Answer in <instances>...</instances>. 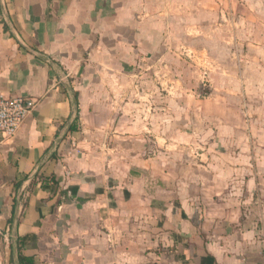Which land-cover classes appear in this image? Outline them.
<instances>
[{"label":"crops","instance_id":"crops-1","mask_svg":"<svg viewBox=\"0 0 264 264\" xmlns=\"http://www.w3.org/2000/svg\"><path fill=\"white\" fill-rule=\"evenodd\" d=\"M185 3L196 12L190 0H0V95L39 100L0 135V264H19L18 241L34 264H264V197L237 191H264V176L203 164L195 137L171 141L165 104L145 105L161 123L137 116V54Z\"/></svg>","mask_w":264,"mask_h":264},{"label":"rangeland","instance_id":"rangeland-1","mask_svg":"<svg viewBox=\"0 0 264 264\" xmlns=\"http://www.w3.org/2000/svg\"><path fill=\"white\" fill-rule=\"evenodd\" d=\"M190 4L196 12L178 6L179 23L166 16L165 31H156L149 50L137 54L136 101L144 104L138 119L161 123L145 105L165 104L162 128L171 141L188 147L195 137L196 149L207 155L203 164L222 169L249 162L253 175L264 176V0ZM190 13L191 28L183 21ZM237 191L242 198L247 193L245 202L263 203L260 185L252 195L245 186Z\"/></svg>","mask_w":264,"mask_h":264},{"label":"built area","instance_id":"built-area-1","mask_svg":"<svg viewBox=\"0 0 264 264\" xmlns=\"http://www.w3.org/2000/svg\"><path fill=\"white\" fill-rule=\"evenodd\" d=\"M39 100L34 97L0 95V135L12 138L34 111Z\"/></svg>","mask_w":264,"mask_h":264},{"label":"trees","instance_id":"trees-1","mask_svg":"<svg viewBox=\"0 0 264 264\" xmlns=\"http://www.w3.org/2000/svg\"><path fill=\"white\" fill-rule=\"evenodd\" d=\"M77 97V96H76ZM80 119L79 114H77V117L74 121V123L71 125L70 130L71 131H77L78 130V121ZM39 180H41V185L43 188H47L50 187L51 189H53L55 191L56 187L59 186L57 179L54 176L51 177H44L41 176L39 178ZM21 185V182L16 183V189ZM19 244V250H18V259H19V264H34L35 260L34 257H28L24 254L23 252V244L22 242L18 241Z\"/></svg>","mask_w":264,"mask_h":264}]
</instances>
